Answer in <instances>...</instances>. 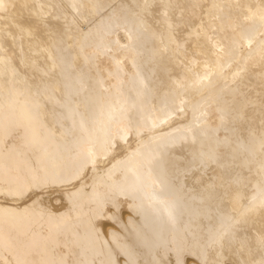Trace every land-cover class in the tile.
Here are the masks:
<instances>
[{"label": "bare ground", "instance_id": "obj_1", "mask_svg": "<svg viewBox=\"0 0 264 264\" xmlns=\"http://www.w3.org/2000/svg\"><path fill=\"white\" fill-rule=\"evenodd\" d=\"M0 264H264V0H0Z\"/></svg>", "mask_w": 264, "mask_h": 264}]
</instances>
